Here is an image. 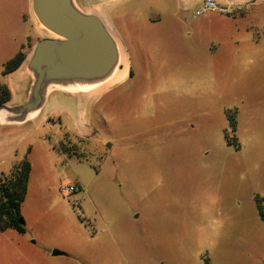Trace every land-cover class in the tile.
<instances>
[{
    "label": "rangeland",
    "instance_id": "1",
    "mask_svg": "<svg viewBox=\"0 0 264 264\" xmlns=\"http://www.w3.org/2000/svg\"><path fill=\"white\" fill-rule=\"evenodd\" d=\"M202 1L73 0L133 76L53 91L1 134L17 153L0 155V179L24 159L31 172L25 232L0 230V264H264V0L196 16ZM41 27L32 0H0V85L18 107L30 83L5 65L28 64Z\"/></svg>",
    "mask_w": 264,
    "mask_h": 264
},
{
    "label": "water",
    "instance_id": "2",
    "mask_svg": "<svg viewBox=\"0 0 264 264\" xmlns=\"http://www.w3.org/2000/svg\"><path fill=\"white\" fill-rule=\"evenodd\" d=\"M32 3L40 22L65 40L45 38L36 44L27 64L33 79L29 100L14 109L0 105V112L6 111L10 116L8 122L14 124L26 123L21 119L23 115L37 110L40 113L43 109L49 96L44 98L43 91L50 75L89 78L95 71L94 74L101 76L115 63L119 52L117 41L102 20L81 12L73 0H32ZM64 255L61 251H53V256Z\"/></svg>",
    "mask_w": 264,
    "mask_h": 264
},
{
    "label": "trees",
    "instance_id": "3",
    "mask_svg": "<svg viewBox=\"0 0 264 264\" xmlns=\"http://www.w3.org/2000/svg\"><path fill=\"white\" fill-rule=\"evenodd\" d=\"M26 57L19 53L5 65L3 74H11L25 61ZM10 100V91L0 85V105ZM231 119V118H230ZM232 120V119H231ZM235 124V120L232 121ZM228 139L229 137L226 136ZM231 144V141L228 140ZM31 172V164L24 159L14 165L10 174L0 179V230L13 229L19 233L25 232L20 207L27 194V185Z\"/></svg>",
    "mask_w": 264,
    "mask_h": 264
},
{
    "label": "bare ground",
    "instance_id": "4",
    "mask_svg": "<svg viewBox=\"0 0 264 264\" xmlns=\"http://www.w3.org/2000/svg\"><path fill=\"white\" fill-rule=\"evenodd\" d=\"M74 9L77 10L76 7H74ZM106 25L108 26V24ZM41 28L43 29V31L46 32V34L49 35L50 39L65 40V38L58 35L57 33H55L50 28L46 27L45 25L42 24ZM129 72H130L129 61L124 54V50L120 47L115 63L109 65L101 76H97V74H94L95 71L89 78L63 76L59 74L50 75L46 79V85L43 91V97L45 98L47 94L49 95L53 91L65 92L71 94H77L83 92V93H90L92 94L91 96L100 95L103 92L109 90L110 88L125 82L128 78ZM38 115H39L38 110L32 111L23 115L21 119L28 122L36 119Z\"/></svg>",
    "mask_w": 264,
    "mask_h": 264
},
{
    "label": "crops",
    "instance_id": "5",
    "mask_svg": "<svg viewBox=\"0 0 264 264\" xmlns=\"http://www.w3.org/2000/svg\"><path fill=\"white\" fill-rule=\"evenodd\" d=\"M260 3H261L260 0H254V1H252L250 3V6L253 7L254 5H258ZM184 5L185 6L188 5V3H186V1H185L184 2ZM114 38L117 41V44H118V46L120 48L121 47V44L119 42L120 39L117 38V37H115V36H114ZM125 52H127V53H124V54L126 55V58L128 59L129 65H130L131 70H132V60H131V57H130L127 49H126ZM16 72H21V77L25 81H29V83H30L29 85L31 86V83H32V75H31V73L27 69L26 60H25V62H23V64L16 71H14L13 73H11L10 75L15 74ZM132 76H133V72H132ZM128 79H129V77H128ZM118 85H116V86H118ZM30 86L28 87V90H27V98L25 99L26 100L25 103L29 100ZM8 88H9L11 97H10V100L8 102H6L4 105L7 106V107H9V108H11V107H18V105H15V104L12 103V99H13V97L15 95L14 94V88L11 87V86H9ZM52 95H53V92H51L49 94V96L47 98V102H48V100L50 99V97ZM47 102H46V104H47ZM45 105H44V107H45ZM44 107H43V109H44ZM43 109H42L41 112H43ZM80 117H81V115L79 116V119H80ZM79 119H78V125L81 126V123H80ZM8 120H10V116L8 115V113L6 111L0 112V136H1V134L9 135V132H7V134H6V131L10 127H18V126H23L24 125V123L23 124L10 123V122H8ZM6 137H8V136H5L3 138H0V155L8 156V158H11V157H14L15 156V154L17 153V149H16V147H11V145L7 143L6 140H8V139Z\"/></svg>",
    "mask_w": 264,
    "mask_h": 264
},
{
    "label": "built area",
    "instance_id": "6",
    "mask_svg": "<svg viewBox=\"0 0 264 264\" xmlns=\"http://www.w3.org/2000/svg\"><path fill=\"white\" fill-rule=\"evenodd\" d=\"M247 2L232 1V0H203L200 7L196 10V16L202 15L209 11H216L220 14L229 15L235 12L244 10ZM78 191V187L75 185L68 186L62 189L64 194H74Z\"/></svg>",
    "mask_w": 264,
    "mask_h": 264
},
{
    "label": "flooded vegetation",
    "instance_id": "7",
    "mask_svg": "<svg viewBox=\"0 0 264 264\" xmlns=\"http://www.w3.org/2000/svg\"><path fill=\"white\" fill-rule=\"evenodd\" d=\"M131 78H132V75L129 77V79H131ZM259 215H260L261 219L264 221V217H263L262 212H261V214H259Z\"/></svg>",
    "mask_w": 264,
    "mask_h": 264
}]
</instances>
